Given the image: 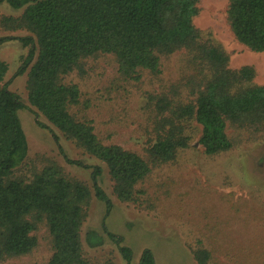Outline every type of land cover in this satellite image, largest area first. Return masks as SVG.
Masks as SVG:
<instances>
[{"label":"trees","instance_id":"16d2710c","mask_svg":"<svg viewBox=\"0 0 264 264\" xmlns=\"http://www.w3.org/2000/svg\"><path fill=\"white\" fill-rule=\"evenodd\" d=\"M199 1L0 0L23 9L2 24L35 37L21 38L31 44L19 70L22 73L30 64L29 103L66 139L106 165L113 193L123 202L138 203L143 193L139 186L153 167L174 161L189 147L194 121L201 126L199 142L210 156L233 148L230 126L264 134V85L253 82V66L231 68L229 54L210 32L196 26ZM227 20L242 44L264 52V0H229ZM183 52L182 77L166 92L149 93L148 106L155 105L152 112L158 124L145 154L103 142L92 119L75 110L82 91L77 83L65 80L87 59L113 55L123 78L140 80L145 73L161 75L163 59ZM7 72V62L0 59V255L31 253L38 246L36 231L45 225L53 245L45 264H92L84 254L82 226L93 195L104 202L106 215L112 208L99 184L103 168L93 166L92 188L43 155L36 157L40 165L29 175L17 174L28 160V142L18 115L24 104L5 85ZM108 235L119 244L126 264H133L132 250L122 245L123 238ZM191 250L198 264H212L210 249ZM139 264H157L150 249L143 250Z\"/></svg>","mask_w":264,"mask_h":264},{"label":"rangeland","instance_id":"374dc122","mask_svg":"<svg viewBox=\"0 0 264 264\" xmlns=\"http://www.w3.org/2000/svg\"><path fill=\"white\" fill-rule=\"evenodd\" d=\"M194 22L229 54V66L251 65L255 84L264 85V52L253 51L234 35L227 20L229 0H200ZM23 9L0 4V59L8 64L4 83L18 94L24 107L18 111L28 142L27 162L19 175H29L40 165L37 156L57 161L67 174L92 188L94 165L103 168L99 184L112 200L106 215L104 202L94 195L82 226L83 249L92 264H126L120 246L108 232L123 238L132 250V263L139 264L143 250L153 252L157 264H198L192 248L206 247L212 264H264V134L230 126L234 146L210 156L199 142L201 126L193 122L192 139L177 158L153 167L140 184L138 203L123 202L113 193L106 165L79 149L52 126L27 98L29 66L19 73L31 44L21 38L35 37L24 29L12 30L2 24ZM186 54L164 58L163 73H145L140 80L125 79L113 55L87 59L81 70L66 77L82 91L78 115L92 119L100 139L145 154L156 138L149 93H162L182 77ZM25 68V67H24ZM44 124V125H42ZM66 158L82 165L69 163ZM41 162V161H40ZM38 246L29 254L0 255V264H45L53 253L52 238L45 225L36 231Z\"/></svg>","mask_w":264,"mask_h":264}]
</instances>
